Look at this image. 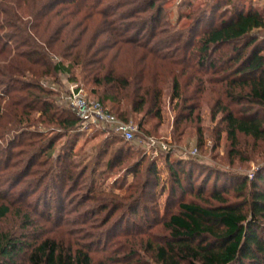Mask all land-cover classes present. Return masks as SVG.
Returning a JSON list of instances; mask_svg holds the SVG:
<instances>
[{
    "label": "trees",
    "instance_id": "16d2710c",
    "mask_svg": "<svg viewBox=\"0 0 264 264\" xmlns=\"http://www.w3.org/2000/svg\"><path fill=\"white\" fill-rule=\"evenodd\" d=\"M205 8L188 28L172 32L159 0H0V222L10 223L0 227V264H95L87 243L71 236L70 221L52 218L60 212L51 211L50 204L54 200L62 208V192L74 196L69 212L93 202L82 209L84 216L96 218L106 211L109 217L125 209L135 214L139 206L148 211L141 194L133 196L139 184L122 196L97 192L91 181L81 183L87 166L71 158L72 148L54 154L59 138L70 146L84 126L70 106L60 108L43 80L59 84V74L68 81L80 75L93 84L96 100L128 121L149 99L152 106L158 102L154 83L164 63L169 65L170 99L178 101L180 113L190 115L194 98L182 95L180 77L206 68L211 73L206 82L219 91L211 114H220L233 152L239 135L264 144V16L253 7L244 9L240 0L217 2L209 12ZM123 58L128 66L120 69ZM201 88L197 84L194 93ZM180 113L176 125L185 117ZM44 124L57 130L48 134ZM165 163L171 192L188 197L183 195L164 216L166 235L143 245L151 261L264 264V164L252 176L216 169L213 187L203 194L202 187L193 192L187 168L193 161L168 154ZM147 168L149 174L155 171L151 161ZM146 184H140L142 194ZM230 193L236 199L230 200ZM41 201L45 211L38 209Z\"/></svg>",
    "mask_w": 264,
    "mask_h": 264
},
{
    "label": "rangeland",
    "instance_id": "374dc122",
    "mask_svg": "<svg viewBox=\"0 0 264 264\" xmlns=\"http://www.w3.org/2000/svg\"><path fill=\"white\" fill-rule=\"evenodd\" d=\"M221 1L223 2V0H159L163 6L164 18L168 22L166 26L172 32L188 28L194 15L205 7L209 12L211 6ZM240 2L244 9L253 7L264 16V0H240ZM204 25L203 23L201 28ZM182 53V51L178 52L180 55ZM54 60L57 58L54 57ZM128 62L127 58L121 59L119 68H126ZM168 67L166 63L158 67L161 75L157 77L159 82L154 83L159 91L158 102L152 106L149 99L143 105L142 111L130 114L128 121L136 126L131 140L123 139L111 125L99 122L83 127L80 133L75 134L70 146L65 141V137L56 141L54 154L57 155L61 148L65 151L70 147L72 148L71 158L79 164V167L87 166L86 180L81 182L83 186L85 183L90 185L91 181L97 192H111L122 196L137 183L138 189H133V196L141 194V201L148 208L145 212L139 206L135 214L126 209L123 210L125 213L117 210L109 217H106V211H101L95 218L89 215L84 216L86 213L81 212L93 202H86L82 208L69 212L72 205L69 199L74 196L68 192H62L60 195V200L66 198L62 208L58 207L54 200L51 202V211L60 212V216L57 217L58 214L54 213L52 218L70 221L67 228L72 232L71 236L75 237L80 244L87 243V248H91L90 254L95 264H125L130 261L154 264L149 254L142 249L143 245L148 240L158 241L166 235L162 225L164 216L174 211L177 201L183 195L185 198L188 197L187 193L179 190L171 192L172 175L165 163L166 155L193 161L190 166H187L192 178L190 179L193 192H198L202 187L203 194L213 187L216 176L212 171L216 169L237 175L252 176L264 164V156L261 154L264 150L263 142L254 143L252 138L239 135L236 150L233 152L232 145L223 129L224 124L220 121V114L212 116L211 107L219 91L206 82L211 74L210 71L202 68L198 72L195 68L192 71H186L180 77L182 95H192L194 98L189 103H194L195 108L190 115L186 116L184 114L186 112L180 113L178 101L175 98L170 99L171 78L167 72ZM175 68L180 67L175 66ZM75 73L78 74V71ZM77 76L78 81H68L65 75L59 74L57 75L59 84L42 81L44 86L55 91L60 108H68L67 94L73 83L79 85L88 98L97 99V94L91 91L93 84L82 79L80 75ZM197 84H202L203 89L201 88L202 91L196 95L194 87ZM105 103L109 105L107 101ZM148 108H150L149 113L144 115ZM179 113L183 115L181 117H185L180 118L176 125L174 121L179 118ZM140 121L142 123L139 125ZM41 127L48 134L57 130L54 124H44ZM161 142L166 145V148L161 146ZM150 161L153 162L155 171L149 174L147 167ZM176 168L180 173H185L183 166H176ZM91 169L94 173L89 175ZM184 176L185 174H181V178ZM145 181L147 184L144 188L142 187L145 193L142 194L140 184L142 186ZM222 181L223 178L217 181L220 189L224 187ZM233 183V181L229 182L228 187L230 188ZM185 187L189 190L187 183ZM228 197L230 200L236 199L231 193ZM46 201L49 202V199ZM38 209L40 211L45 209L42 201ZM8 222L9 220L0 222V227L7 226L10 224ZM100 239L102 241L97 242ZM132 249L136 252L131 251Z\"/></svg>",
    "mask_w": 264,
    "mask_h": 264
},
{
    "label": "built area",
    "instance_id": "2783aa9c",
    "mask_svg": "<svg viewBox=\"0 0 264 264\" xmlns=\"http://www.w3.org/2000/svg\"><path fill=\"white\" fill-rule=\"evenodd\" d=\"M67 102L76 116L80 118L84 127L99 122L105 123L111 125L123 139L131 140L133 138L136 126L131 121L119 119L98 100L88 98L83 89L76 83L70 85ZM161 146L166 148L162 142Z\"/></svg>",
    "mask_w": 264,
    "mask_h": 264
}]
</instances>
